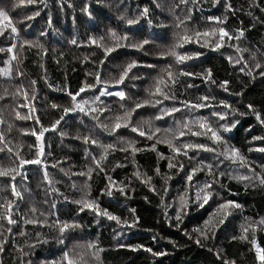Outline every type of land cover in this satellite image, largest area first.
Masks as SVG:
<instances>
[{
  "label": "trees",
  "instance_id": "16d2710c",
  "mask_svg": "<svg viewBox=\"0 0 264 264\" xmlns=\"http://www.w3.org/2000/svg\"><path fill=\"white\" fill-rule=\"evenodd\" d=\"M145 7L149 10L146 16L143 14ZM0 10L7 11L19 29L18 36L10 30L0 36V69H12L11 77L0 74V120H3L0 134L4 136L0 141V168H15L21 158L34 159L39 142L30 134L31 130L38 131L41 125L51 127L60 119L62 109L71 107L67 93H76L85 83L95 84L96 74L102 82H109L108 90H123L126 94L124 100L105 95L93 103L105 87L104 83L81 93L77 101L88 100L86 110L88 107L107 110L91 115L77 111L64 116L55 131L44 135L42 165H25L22 172L26 178L17 175L15 181L0 176V204L13 200L18 205L13 215L17 220L15 225L0 222L4 225L0 229L3 231L0 240L7 241L0 252V264H50L59 261L65 251L83 255L86 264H232L233 261L235 264H260L250 241L255 238L264 248V229L254 234L250 230L248 241L233 239L242 234L241 226L264 219V185L252 178L254 173L249 168L233 164L214 152L189 150L191 159L180 155L173 160V163L183 164V171L179 168L169 170L168 159H158V153L172 156L165 143L156 144V151H151L148 149L155 139L141 137L130 128H121L110 135L99 125H111L126 109L149 99V90L156 79L171 65L174 73L185 71L194 75L179 77L172 90L175 100L147 105L133 112L131 124L141 125L147 132L148 125L144 122L150 121L151 128L161 129L157 135L163 138L166 130L178 133L185 122L200 117L207 118L214 129L239 121L231 131L220 134L228 145L240 150L255 174L264 175V151H259L264 149V139H254L264 137V124L254 114L258 112L264 119V0H219V3L214 0H35V3L22 5L18 0H0ZM37 12L39 15H35ZM28 16L34 18L26 19ZM212 17L221 20L226 17L227 20L218 25L210 19ZM129 19L137 23L129 25ZM180 21L184 23L177 27ZM220 26L233 36L240 30L244 35L239 41H228L226 37L224 47L219 49L201 47L195 42L186 44L181 52H199L200 55L182 65H177L170 56H161L176 43L184 29L194 33ZM112 31L120 36L126 34L128 44L145 39L150 43L143 49L118 48L105 59L98 44L103 38V43L111 46L114 43ZM93 39L96 44L92 43ZM205 39L210 38L201 37L200 42ZM13 45L16 47L8 51ZM13 55L18 59L13 60ZM238 58L240 63H236ZM130 61H137L139 66L132 70L124 84L111 86ZM257 64L261 67L257 68ZM209 69L215 83L204 78ZM223 81L229 82L227 92L220 87ZM18 88L28 91V101L16 94ZM203 96L213 98L206 102L211 107L190 110L182 104L183 101L197 103ZM221 102L231 105L236 113L232 114ZM26 103L35 108L33 115L39 118L38 123L36 119H17V111L21 115L28 114V108L20 107ZM52 104L59 107L52 108ZM173 106L181 111L156 119L164 108ZM213 112L228 115L220 120ZM93 115H98L99 120H93ZM85 136L100 143L115 144L117 149L122 146V140H132L137 148L145 150L134 157L130 152L113 151L103 162L101 171L92 157L98 159L102 150L97 145L84 143ZM187 142L203 143L218 150L220 147L204 136L185 135L177 140L178 144ZM201 163L212 165L215 175L210 176L205 167L189 184L187 173ZM44 165L48 179L44 176ZM157 167L160 175L155 172ZM89 168L94 169L91 179L78 175L87 173ZM137 170L141 172L140 178L134 175ZM165 176L170 177L166 184ZM240 176L250 179L234 178ZM108 177L117 182L112 196L102 194L109 184ZM148 177H152L149 184L141 182ZM214 179L219 183L213 184L212 199L204 208H199L194 202L198 189ZM13 183L22 193V200L12 195ZM120 186H126L127 195L116 190ZM182 195L188 205L184 212L180 204ZM85 197L97 200L102 209H108L122 220L132 223L138 218V222L135 227H127L97 217L89 210L81 212L80 206L73 201ZM227 200L239 203L242 208L232 211L225 224L218 226L214 238L211 235L208 239L200 237L201 243L197 244L198 234L193 230L202 227L216 205ZM32 208L37 211L31 212ZM178 213L182 215V222L175 220ZM25 218H35L39 222L24 224ZM64 221L78 227L65 233L61 244L57 239L60 236L57 223ZM8 227L12 228L11 233L6 231ZM89 244L103 250L98 259L92 255L95 249L90 250ZM148 248L152 252L147 251ZM158 252L167 254L153 255Z\"/></svg>",
  "mask_w": 264,
  "mask_h": 264
},
{
  "label": "snow or ice",
  "instance_id": "6c2138e0",
  "mask_svg": "<svg viewBox=\"0 0 264 264\" xmlns=\"http://www.w3.org/2000/svg\"><path fill=\"white\" fill-rule=\"evenodd\" d=\"M183 2H187V0H183ZM214 2L219 3V0H214ZM19 4H32L35 3V0H18ZM231 7V5H229ZM86 11V9H85ZM148 8L145 7L143 10V14L146 16L148 14ZM35 15H39V12L35 13ZM33 16H28L26 19H33ZM123 19V17H121ZM210 19H213L216 24L218 25H223L226 23L227 18L225 17L223 20L219 17H212ZM49 23L51 24V20H49ZM127 23L129 25L137 23L136 20L129 19L127 20ZM183 21H180L179 24H177V27H180L181 24H183ZM10 30L11 33L16 34L17 36L19 35V29L17 28L16 24L13 23L12 18L10 17L9 13L5 10H0V36H3L6 31ZM112 40L114 43L109 46L103 43V38H101V42L98 44L99 47L103 49L105 59L109 55H111L113 52H115L118 48L121 47H132L136 49H143L145 45L150 43L148 40H143L141 42L137 43H131L128 44L126 43L129 40V37L125 34L123 36L118 35L115 31H112L110 33ZM244 35L243 30H240L236 33L235 36L231 35L229 31L223 27H214L209 30H206L204 32L196 31L194 33H189L187 29H184L183 33L177 37L176 43L169 48L166 52L161 53V56H170L174 58L175 63L177 65H182L185 64L188 60H191L195 57H198L200 55L199 52H181L180 49L184 48L186 44L190 43H198L200 44L201 47H209L212 46L214 49H219L224 47V41L225 38L227 37L228 41H231L235 39L236 41H239L240 38ZM210 38V39H205L203 43L200 42V38ZM72 43H76L75 40L72 41ZM93 44H96L97 41L93 39L92 41ZM234 46V45H230ZM16 46L13 45L12 48L8 49V51H12ZM237 47V51H240L239 47ZM13 60L18 59L16 55L12 56ZM240 59L238 58L236 60V63H240ZM9 65L11 64V61L8 62ZM103 63V61H101ZM138 62L137 61H130L128 62L125 66H123L121 74L117 77L114 78V81L111 83V86L115 87L117 85H122L125 83V80L129 78V74L132 72V70L136 67H138ZM148 67H152L151 65H148ZM257 68H260L261 65L257 64ZM242 71L244 70L243 68L241 69ZM0 74H2L5 77H11L12 74V69L11 67H7L4 69H0ZM194 75L191 72H185V71H180L179 73H174L172 70V66L169 65L167 66L163 74L158 77L153 85V87L149 90V99L140 101L135 103L134 107L132 109H126L124 111V114L118 115L114 118V122L109 125V124H103L101 123L99 126L102 127V129L106 132H108L110 135L115 134L119 129L121 128H130V130L133 133H138L139 136L141 137H146L149 140L155 139V143L151 145V147L148 150L151 151H156V144L159 143H165L168 148L170 149L172 156L171 157H165L163 153H158V159H168V169L171 170L173 168H179V170L183 171V164L180 163H173V160L180 155H183L185 157H188V152L189 150L191 151H197V150H203L207 152H214L217 154V156H222L224 159L232 162L233 164H237L240 167H246L249 168L250 171L254 173L255 179H258L260 184L264 185V175L260 174H255V170L251 169L247 158L240 152L238 148H235L234 146L228 145L227 142L223 139V136L220 134L221 131L227 132L231 131L232 128L236 126L239 121H234L231 126L228 124L221 125L219 129H214L211 125V123L207 120V118H197L195 121H187L185 122L178 133L170 132L166 130L167 134L165 137L161 138L157 134L161 132L160 128H151V122L150 121H145V125H148V131H145V128L141 125H132L131 124V116L132 113L135 112L137 109L143 108L147 105H152L156 106L159 104H162L163 101L165 100H175L176 97L173 93V89L175 85L179 82V77L180 76H192ZM198 75V74H197ZM248 75L251 76L252 73L251 71L248 72ZM264 75V73H262ZM204 78L206 80H210L212 83H215L214 80H212V72L211 70H207L204 73ZM35 81H32V84H35ZM104 83L105 87L103 90L100 91L99 96H96L94 98L93 103L95 101H98L100 99V96H105V95H112L119 97L120 100H124L126 98V94L123 90L120 91H115L111 92L108 90V84L109 82H102L100 79L99 74H96L95 76V84H87L85 83L76 93L68 92V96L71 98V107H64L62 109V115L60 119L56 120L51 127L45 128L43 125H41L40 129L37 131L36 129L31 130V135L36 137V140L39 142V147L37 150L36 157L34 159H23L21 158L19 160V164L15 168H9V169H3L0 168V176L4 177H10L12 181H15L17 175H21L22 177L26 178V174L22 172V169L24 168L25 165H32V164H37V165H42V156L44 155V144H43V138L46 132L48 131H55L57 129V126L61 123V120L64 119V116H67L69 113L72 112H81L85 113L86 115H91L92 113H102L103 111H106V108H97V107H88L86 110V106H89V101L88 100H82V101H77V97L80 96L81 93L85 92L86 90H91L92 88L96 87L97 85H100ZM228 81H223L220 84V87L224 89V91H228ZM51 86V85H49ZM188 87H192V85H188ZM17 95H23V98L25 101L29 100V94L27 90H22V89H17L16 90ZM2 98V97H0ZM34 99V96L32 97ZM210 98L208 96H203L199 98V102L197 103H191L190 101H183L182 104L184 107L189 108L190 110H199L201 108L205 107H211L210 104L206 103L209 101ZM223 107L226 109H231L232 114L236 113V109H232L231 105H228L226 103L221 102ZM20 107H26L29 109L28 114L26 115H21L19 111L15 113L17 119H22V120H27V119H36L37 123L39 122V118L35 117L33 114L35 112V108L31 106L30 104H21ZM52 108H57L59 107L56 104L51 105ZM123 107V106H122ZM249 108H252V105H248ZM181 109L179 107H171V108H164L161 112V115L157 116L156 119H163L165 115H172L173 113L179 112ZM214 116H217L220 120H225L227 118L228 113H220V112H213L212 113ZM256 119L261 123L264 124V119H261V115L258 112H254ZM240 115H243V113H240ZM93 120H99L98 115H93L92 116ZM0 123H3V120H0ZM196 129V130H194ZM187 130V131H185ZM168 135L171 136V138H168ZM185 135H191V136H204L207 139L211 140L213 144L220 146L219 150L217 147H209L206 144L203 143H195V142H187V143H177V140L179 137H183ZM80 137H77L79 139ZM254 139L261 140L264 139V137H254ZM4 140L3 134H0V141ZM84 143L88 144H94L97 145L102 151L97 159L96 157H92L96 167L100 169L101 171L103 170L102 164L104 161L107 160V157L111 154V152L120 150L123 152H130L131 155L134 157L137 152L144 151L145 149L142 148H137L136 147V142L132 140L128 141H121V147L117 149V145L115 144H104L98 142L96 139L90 137V136H85L83 137ZM11 151V149H8ZM2 151V149H0ZM259 151H264V149H259ZM17 156H19V153H16ZM191 159V157H188ZM123 165H117V167H122ZM45 167V172L44 176L45 179H48V173L46 171V165ZM206 167L208 174L210 176H214L215 174L212 171V165H203L202 163L198 165L197 167L192 168L186 175V180L190 184L193 176L196 175L198 171L204 170ZM94 171V169L89 168L87 173L81 172L78 173V175H86L89 179H91V173ZM155 172L157 175H160V169L157 167L155 169ZM134 175L137 178L141 177V172L137 170ZM223 173H221V176ZM165 184L167 183V179H170V177L165 176ZM239 180H249V176H240V177H234ZM152 177H148L147 180H142V183L149 184L151 181ZM109 184L105 187L104 192L102 194H106L108 196H112L113 192L112 189L113 187L116 186L117 182L113 181L111 177H108ZM48 183H51V180H48ZM214 183H219L218 180L214 179L210 182H206L204 185H202L196 195L194 202L197 204L199 208H204L205 205L209 203V201L212 199L214 192L212 191V187ZM126 186H120L116 190H118L122 195H127L125 191ZM223 187V185H221ZM12 190V195L17 198L22 200L23 196L20 191L17 190L15 183L12 184L11 186ZM151 190L155 191L154 188ZM167 189L165 188V193ZM218 195V194H216ZM73 203H76L80 206L79 211L83 212L85 210H89L92 213H94L97 217H105L110 221L116 222L118 225L123 224L127 227H135V224L138 222L137 220L133 221L132 223H129V221L122 220L121 217L113 214L110 212L108 209H102L100 207V204L97 200L94 199H89V198H81L79 200L73 201ZM180 204H181V212H184V210L187 208V202L185 200V196L180 197ZM242 205L239 203H236L235 201L232 200H227L222 203H218L216 207L213 209V211L209 214L208 218L204 221L202 227L195 228L193 231L198 234L196 243L200 244L201 239L200 237H203L204 239H208L210 235L214 238L215 232L218 228V226H222L225 224L227 218L232 215V211L235 209H241ZM0 222L7 221L8 225H15L17 223V220L13 218L14 211L18 210V205L15 204V201L13 200H7L5 203L0 204ZM31 212L35 213L37 209L32 208L30 209ZM186 214V213H185ZM175 220L177 222H182V215L178 213L175 216ZM24 224H35L38 223L39 221L35 218L33 219H24ZM78 227V225L74 223H68L67 221L64 222H58L57 223V230L60 234V236L57 238L58 242L63 244L64 239L63 236L65 233H67L70 230L75 229ZM4 225L3 223H0V229H3ZM242 229V234L239 237H233V239H239L242 241H248L249 236L248 233L251 230L252 233L254 234L257 230L264 229V219L260 220L258 223L256 222H251L248 223L247 226H241ZM8 233L12 232V228L8 227L6 229ZM0 236H3V231H0ZM191 238V237H189ZM5 240H0V252H3L4 248L3 245L6 243ZM46 242V241H45ZM250 243L255 247L256 250V256L257 259L260 261V264H264V248H261L260 245L256 242L255 238H253ZM142 247V246H141ZM88 248L90 250L95 249V251L92 252V255L99 257V252L103 251L102 249H99L95 244H89ZM149 252H152L151 248L146 249ZM167 253L165 252H158V253H153V255H158V256H163L166 255ZM219 255V253H217ZM50 264H86V261L84 260L83 255H76V254H70V252L65 251L63 253V256L59 261H51ZM227 264V262H226ZM232 264H235L233 261Z\"/></svg>",
  "mask_w": 264,
  "mask_h": 264
},
{
  "label": "rangeland",
  "instance_id": "374dc122",
  "mask_svg": "<svg viewBox=\"0 0 264 264\" xmlns=\"http://www.w3.org/2000/svg\"><path fill=\"white\" fill-rule=\"evenodd\" d=\"M109 91H111V89H109ZM112 92V91H111Z\"/></svg>",
  "mask_w": 264,
  "mask_h": 264
}]
</instances>
